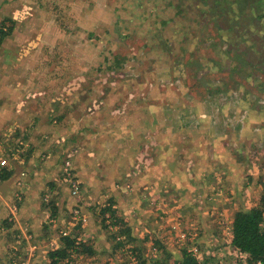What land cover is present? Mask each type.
I'll use <instances>...</instances> for the list:
<instances>
[{
    "label": "rangeland",
    "instance_id": "obj_1",
    "mask_svg": "<svg viewBox=\"0 0 264 264\" xmlns=\"http://www.w3.org/2000/svg\"><path fill=\"white\" fill-rule=\"evenodd\" d=\"M223 1L240 25L222 0H0L12 264H50L61 232L89 249L72 264H250L231 226L264 194V10L245 26L255 0Z\"/></svg>",
    "mask_w": 264,
    "mask_h": 264
},
{
    "label": "trees",
    "instance_id": "obj_2",
    "mask_svg": "<svg viewBox=\"0 0 264 264\" xmlns=\"http://www.w3.org/2000/svg\"><path fill=\"white\" fill-rule=\"evenodd\" d=\"M235 1V0H234ZM239 1L237 0L236 3L239 6ZM224 2L220 4L221 10H219L216 15H219L223 11L228 14V12L232 13V19L237 20V24H241L239 10L235 5V2L232 3V7L226 9L224 7ZM253 7L246 10L247 12V20L245 21L246 24L257 14L258 8L264 10V0H255ZM236 6V8H233ZM222 19V18H221ZM253 24V23H252ZM252 24L249 26V29L252 27ZM237 26V25H235ZM6 32V31H5ZM0 29V42L2 38L6 35V33ZM223 38L227 39L226 41L232 43L243 44L240 35L237 32H230L227 33L226 31L223 32ZM241 50V49H240ZM11 175V171L8 169H1L0 170V180L4 181L7 180ZM110 217L112 218L114 215V211L111 210ZM264 221V194L260 198V203L258 207L251 208L249 210H240L234 213L232 226H231V245L233 248L239 250L242 253H246L248 255V260L250 264H255L259 262L260 264H264V229L262 227ZM125 233L128 232L124 231ZM123 233V235H125ZM82 248V245L80 246ZM75 244V239L72 236H63L60 239V246L58 249L51 251L48 253V258L50 259V264H60L62 261H66V264L70 263V256L71 253H82L88 252L89 249L84 248L83 251L80 250L81 248ZM80 248V249H79ZM197 248V247H196ZM79 249V250H78ZM69 260V261H68ZM141 264H147L146 261H142ZM178 264H198V262L192 257V255L188 251H183L181 255V259Z\"/></svg>",
    "mask_w": 264,
    "mask_h": 264
},
{
    "label": "crops",
    "instance_id": "obj_3",
    "mask_svg": "<svg viewBox=\"0 0 264 264\" xmlns=\"http://www.w3.org/2000/svg\"><path fill=\"white\" fill-rule=\"evenodd\" d=\"M257 122H259V121H257ZM259 136H261L260 134H259ZM242 137V136H241ZM219 143V142H218ZM211 149H212V154H213V159L214 160H219L221 163H223V165H222V167H220V172L219 173H221V174H225V176L227 177V178H229V176L231 175V173H236L235 172V170H237L238 168H236L235 167V163H237L238 164V162H236V160H234L233 158H231V154L230 153H227V152H225L224 150H223V147H221V144L219 143L218 144V146L217 147H213V146H211L210 147ZM194 151V150H193ZM237 152H239V151H237ZM221 156H223V158H221ZM215 164H217V163H215ZM9 167V166H8ZM4 168V169H8V171H11V175H12V172H13V169L12 168ZM11 167V166H10ZM223 171H222V170ZM230 169H232V171H230ZM230 172V173H229ZM10 175V176H11ZM10 178V177H9ZM213 181H214V179H212ZM8 181V180H7ZM7 181H5V182H7ZM213 181H212V183H213ZM219 182H221V184H222V182L223 181H219ZM4 183V182H3ZM212 183L210 184V187L212 188ZM201 184H204V185H209L208 184V182L207 181H205V180H202V183ZM227 184V183H226ZM221 189H222V187H220ZM229 190V189H228ZM223 192H225V190H222ZM228 192V191H227ZM226 192V193H227ZM229 196V194H227L226 195V197H228ZM231 197H228L227 199H230ZM6 200H5V198H4V196L3 195H0V206H2V209H0V217L1 218H5L6 217V213H7V210L5 209V205L7 206V204H5L4 202H5ZM186 206V205H185ZM24 207H25V205H24ZM189 207V206H188ZM187 206L185 207V209H187L188 208ZM191 208V207H190ZM23 213V214H22ZM22 216V217H21ZM21 216H20V219H22L23 220V217L24 218H27L28 220H29V224H31L32 223V219H31V217L30 216H27L26 215V212H25V209L23 210V208H22V212H21ZM3 219L1 220L0 219V244H2V242H3V240H1L2 239V237L6 234V233H4L3 231H2V227H1V223L3 222ZM2 221V222H1ZM9 224H12V223H10L9 222ZM8 226H10V225H8ZM19 226V225H18ZM12 227V226H11ZM31 227H33V225H31ZM9 232H12V234H13V231H9ZM8 247H12V243L11 242H9L8 243ZM13 248V247H12ZM14 254V253H13ZM12 254V255H13ZM10 255L8 254V252H6V247H0V264H12V261L13 260H11V261H9V257Z\"/></svg>",
    "mask_w": 264,
    "mask_h": 264
},
{
    "label": "built area",
    "instance_id": "obj_4",
    "mask_svg": "<svg viewBox=\"0 0 264 264\" xmlns=\"http://www.w3.org/2000/svg\"><path fill=\"white\" fill-rule=\"evenodd\" d=\"M9 165V163L6 160H1L0 159V170L7 168ZM65 171L68 172L69 171V165H66ZM23 174V173H22ZM71 190H72V195L76 196L78 194V187L77 185H75L74 183H71ZM8 206V205H7ZM16 211H17V207L16 206H8V222L10 223H15L17 222V215H16ZM18 223V222H17ZM19 225V223H18ZM19 229L23 235V238L28 240V237L26 236V233L24 232V230L22 229V227L19 225ZM61 235L63 236H67V234L65 232H61ZM187 236V235H186ZM197 249V248H196ZM198 250V249H197ZM30 258L31 256L26 255L25 257H23L22 259L19 260L18 264H30ZM248 258V255L246 256V259ZM222 264V263H220ZM255 264H260L259 262L255 263Z\"/></svg>",
    "mask_w": 264,
    "mask_h": 264
}]
</instances>
